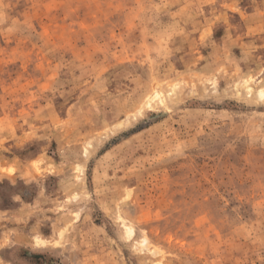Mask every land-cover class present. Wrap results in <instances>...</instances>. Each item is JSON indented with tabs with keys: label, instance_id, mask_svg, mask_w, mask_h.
<instances>
[{
	"label": "rangeland",
	"instance_id": "1",
	"mask_svg": "<svg viewBox=\"0 0 264 264\" xmlns=\"http://www.w3.org/2000/svg\"><path fill=\"white\" fill-rule=\"evenodd\" d=\"M0 264H264V0H0Z\"/></svg>",
	"mask_w": 264,
	"mask_h": 264
}]
</instances>
